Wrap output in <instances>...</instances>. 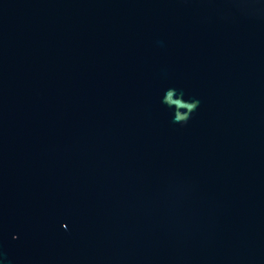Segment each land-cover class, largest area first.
<instances>
[{"label": "water", "instance_id": "95a60500", "mask_svg": "<svg viewBox=\"0 0 264 264\" xmlns=\"http://www.w3.org/2000/svg\"><path fill=\"white\" fill-rule=\"evenodd\" d=\"M0 264H264V0H0Z\"/></svg>", "mask_w": 264, "mask_h": 264}]
</instances>
